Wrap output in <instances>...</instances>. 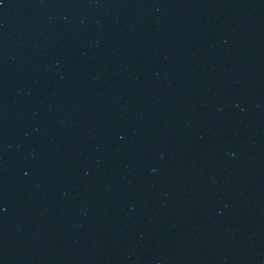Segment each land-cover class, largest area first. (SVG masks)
Masks as SVG:
<instances>
[{"label":"water","instance_id":"1","mask_svg":"<svg viewBox=\"0 0 264 264\" xmlns=\"http://www.w3.org/2000/svg\"><path fill=\"white\" fill-rule=\"evenodd\" d=\"M0 264H264V0H0Z\"/></svg>","mask_w":264,"mask_h":264}]
</instances>
